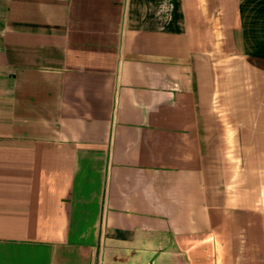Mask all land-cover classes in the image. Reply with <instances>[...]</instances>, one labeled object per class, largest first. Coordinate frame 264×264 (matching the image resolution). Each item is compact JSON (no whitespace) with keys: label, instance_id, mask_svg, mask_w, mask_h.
Wrapping results in <instances>:
<instances>
[{"label":"crops","instance_id":"0c3cea01","mask_svg":"<svg viewBox=\"0 0 264 264\" xmlns=\"http://www.w3.org/2000/svg\"><path fill=\"white\" fill-rule=\"evenodd\" d=\"M0 264H264V0H0Z\"/></svg>","mask_w":264,"mask_h":264}]
</instances>
